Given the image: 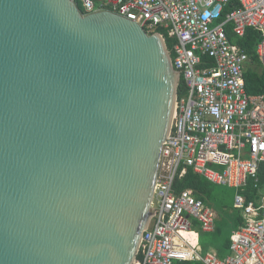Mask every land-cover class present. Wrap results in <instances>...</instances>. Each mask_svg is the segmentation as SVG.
Listing matches in <instances>:
<instances>
[{"label":"water","instance_id":"1","mask_svg":"<svg viewBox=\"0 0 264 264\" xmlns=\"http://www.w3.org/2000/svg\"><path fill=\"white\" fill-rule=\"evenodd\" d=\"M180 75L158 33L0 0V264H133Z\"/></svg>","mask_w":264,"mask_h":264},{"label":"built area","instance_id":"2","mask_svg":"<svg viewBox=\"0 0 264 264\" xmlns=\"http://www.w3.org/2000/svg\"><path fill=\"white\" fill-rule=\"evenodd\" d=\"M84 15L110 11L174 43L168 49L179 72L172 129L162 147L149 226L133 264H264V193L255 200L235 197L245 224L231 235L230 255L201 253L192 222L214 230L215 211L192 189L175 192L188 168L213 184L258 189L264 163V95H249L245 71L250 60L234 36L252 28L256 55L264 66V0H70ZM231 2L237 4L223 18ZM166 35V36H165ZM168 48V47H167Z\"/></svg>","mask_w":264,"mask_h":264},{"label":"trees","instance_id":"3","mask_svg":"<svg viewBox=\"0 0 264 264\" xmlns=\"http://www.w3.org/2000/svg\"><path fill=\"white\" fill-rule=\"evenodd\" d=\"M237 4L234 2H231L229 6H227L223 12V18L226 17V14L230 12L233 8H236ZM80 10L82 13L84 11L80 7ZM227 34L230 38V40L233 43H237L242 48L245 49V51L248 53L250 60L247 64L246 71H245V80H246V89L247 93L249 95H264V66L259 61L257 55H256V47L259 42V35L258 32H256L254 29L249 28L246 31V34L243 38H237L234 36V33L231 30V26H228L227 28ZM166 36V35H165ZM167 41V47L168 49H171L173 46L174 41L166 36ZM258 179H259V185L258 189L254 187V182L249 181L247 187L245 188V195L247 196L248 201L255 200L256 197L259 195L260 190L264 188V163L260 165L259 167V173H258ZM175 192L179 193L182 190L185 189H192L196 195L197 198L202 199L205 203H208L210 201V198L213 196L212 191V184L205 178H203L201 175L196 174L191 168H188L186 173L182 176L177 178L175 183ZM227 224H229L230 229H227ZM245 224L244 220L241 218V216L237 213L235 218L233 219H227L226 222L220 227L217 234H222L223 232H226L228 230L227 237H223L222 240L227 241V246L231 244V241L229 240V231L231 233L232 230H236L243 226ZM230 248V247H229ZM180 264H200L197 262H189L184 261Z\"/></svg>","mask_w":264,"mask_h":264},{"label":"rangeland","instance_id":"4","mask_svg":"<svg viewBox=\"0 0 264 264\" xmlns=\"http://www.w3.org/2000/svg\"><path fill=\"white\" fill-rule=\"evenodd\" d=\"M213 196L208 201V205L216 210L218 217L216 219L217 228L220 227L222 223L226 222V215L231 213H236L234 210L235 203V189L228 186H219L214 184L212 185ZM264 193V188L262 189ZM228 231L223 232L222 234L211 235V238H204L207 242L211 241L214 243V246L221 243V239L227 237Z\"/></svg>","mask_w":264,"mask_h":264},{"label":"crops","instance_id":"5","mask_svg":"<svg viewBox=\"0 0 264 264\" xmlns=\"http://www.w3.org/2000/svg\"><path fill=\"white\" fill-rule=\"evenodd\" d=\"M203 178H205V177H203ZM211 184L214 186L213 183H211ZM233 189H235V188H233ZM244 193H245V189H243V190H241V189H235V197L238 194H243L247 198V196ZM234 210L236 211V213L227 214L226 215L227 217H225V218H227L228 220L229 219H233V218H235V216L238 213L241 216V218L244 220V214H243V212L241 210L236 209L235 208V205H234ZM214 211H215L216 219H217L218 213L216 212V210H214ZM216 219H215L214 230L211 231V232H204L202 230L200 224L197 221H195V220L192 222V229L196 233V239H197L198 245L201 247V253L202 254H205L207 252H211V253L216 254L219 258L225 259L226 257H228L230 255V248H229L230 246H229V244L227 246V243H226L227 241L222 240L220 244H217L216 246H214V243L213 242H211V241L207 242L206 240H204L205 237L206 238H211L210 237L211 235H214V234L216 235L217 232L219 231L220 227L224 224V223H222L220 225V227L217 228V226H216ZM227 229L228 230L230 229L229 224H227ZM228 230H226V231H228ZM233 231L234 230H232L231 233L229 231V237L230 238H231V235H232V232ZM230 238H229V240L231 241ZM189 262H194V263L197 262V263L202 264L201 262H198V261H189Z\"/></svg>","mask_w":264,"mask_h":264}]
</instances>
